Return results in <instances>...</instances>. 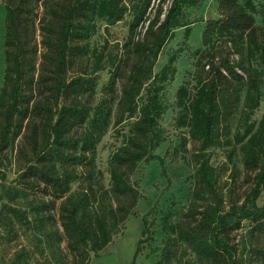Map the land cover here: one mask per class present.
<instances>
[{"label":"trees","instance_id":"1","mask_svg":"<svg viewBox=\"0 0 264 264\" xmlns=\"http://www.w3.org/2000/svg\"><path fill=\"white\" fill-rule=\"evenodd\" d=\"M2 1L0 156L22 140L23 190L60 202L62 231L49 232L48 242L54 246L65 241L71 261L54 248L52 258L59 264H91L92 256L123 232L127 218L138 214L142 194L131 176L139 164L162 161L153 153L166 139L160 119L169 105L162 91L177 73L180 50L158 73L153 68L175 29L185 28V38L190 36L193 21L185 9L201 0H165L168 8L161 4L153 13L154 0ZM215 1L219 18L206 22L202 47L194 51V85L182 84L176 93V127L186 129L199 144L192 156L193 184L187 206L169 209L161 219L165 237L155 264L264 262V203L257 202L264 189V116L259 122L253 119L264 94V0ZM40 3L47 15L36 26ZM129 13V38L118 53L100 54L91 69L69 77L76 58L85 53L79 43L99 23L108 29ZM141 24L144 30L137 39ZM107 68L109 79L97 99L98 73ZM113 121L127 123L129 129L110 155L107 187L97 167V148ZM231 145L228 155L239 151L245 167L258 173L246 199L227 204L209 149ZM75 182L78 188L71 191ZM150 214L142 216L144 230L132 264L152 238ZM29 224L25 212L13 204L0 208V227L8 242L18 236L16 225ZM28 258L22 250L3 264H28Z\"/></svg>","mask_w":264,"mask_h":264},{"label":"rangeland","instance_id":"2","mask_svg":"<svg viewBox=\"0 0 264 264\" xmlns=\"http://www.w3.org/2000/svg\"><path fill=\"white\" fill-rule=\"evenodd\" d=\"M163 1L165 0H154V9L151 13L161 4L166 10L169 2L163 3ZM38 12L36 26H39L40 21L47 15L41 3ZM185 12L187 17L193 21L190 36L185 38V28L175 29L174 38L163 48L153 68V72L158 73L167 64L170 55L180 50L176 53L177 73L162 91L164 99L169 105L160 119V123L165 129L166 139L153 151L162 161H142L139 164L137 171L131 176L132 182L136 184L142 194L137 206L138 214L127 218L123 232L117 235L112 243L100 251L97 256L93 255L91 264H132L137 242L142 237L144 230L142 216L148 212H151L148 219L153 235L142 245V251L136 259V264H155L160 253L157 248L161 246L165 237L161 226L163 215L169 209L187 206L194 176L192 156L198 151L199 144L192 140L186 129L176 127L175 119L178 114L175 104L176 93L182 84L189 83L190 87L194 85L192 76L196 61L194 51L202 47V33L206 22L209 19L219 18V13L215 0H201L197 6L186 8ZM132 17V14L129 13L124 20L108 29L104 23H99L96 32L87 41L79 43L84 45L85 53L76 58L75 64L69 70V77L80 75L100 54L106 56L110 53H118L129 38ZM256 21L259 24L262 23L260 17H256ZM143 30L144 27L141 24L136 33L137 39ZM4 36L5 9L3 1L0 0V91L3 87L5 72ZM37 37L40 41L39 30ZM108 79V68L98 73L97 99L101 97L102 86L107 83ZM263 116L264 94L253 119L259 122ZM128 129L127 123L115 125L113 121L98 145L97 167L103 173V181L107 187L110 178L108 172L110 155L122 145L123 134ZM232 147L233 145L209 149L211 161L221 174L220 192L227 204L242 203L255 186V176L258 173V170L252 171L245 167L239 151L236 150L229 156ZM22 149H24L22 140L18 139L0 156V208L5 203H11L20 208L25 212L30 227L19 228L16 225L15 230L18 231V236L12 242L3 238V229L0 227V264H3V261L9 263L15 254L22 250L29 253L28 264H59L52 258V248L58 253L66 254L65 241L60 240V244L56 243L52 246L53 242H48V233L53 230L62 231L58 215L60 202H53L49 196L39 191L23 190L19 181V175L26 160ZM77 188L78 182L71 185V191H75ZM17 189L20 192H16ZM257 202L260 205L264 203V189ZM238 239L239 236L236 240ZM67 260L71 261L69 254ZM254 264H264V262L255 261Z\"/></svg>","mask_w":264,"mask_h":264}]
</instances>
